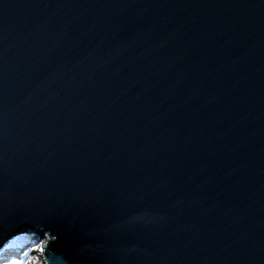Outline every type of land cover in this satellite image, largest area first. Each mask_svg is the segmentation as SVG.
<instances>
[{
  "label": "water",
  "instance_id": "95a60500",
  "mask_svg": "<svg viewBox=\"0 0 264 264\" xmlns=\"http://www.w3.org/2000/svg\"><path fill=\"white\" fill-rule=\"evenodd\" d=\"M40 264H264V0H0V251Z\"/></svg>",
  "mask_w": 264,
  "mask_h": 264
},
{
  "label": "trees",
  "instance_id": "16d2710c",
  "mask_svg": "<svg viewBox=\"0 0 264 264\" xmlns=\"http://www.w3.org/2000/svg\"><path fill=\"white\" fill-rule=\"evenodd\" d=\"M29 241L30 237L20 236L8 242L0 251V257H7L8 260L21 258L24 252H29L27 249ZM0 264H3L2 260H0Z\"/></svg>",
  "mask_w": 264,
  "mask_h": 264
},
{
  "label": "rangeland",
  "instance_id": "374dc122",
  "mask_svg": "<svg viewBox=\"0 0 264 264\" xmlns=\"http://www.w3.org/2000/svg\"><path fill=\"white\" fill-rule=\"evenodd\" d=\"M30 237L29 244L27 246L28 257L31 258V264H40V256L41 252L37 250V246H43L45 240L43 238L38 239V236L36 235H28Z\"/></svg>",
  "mask_w": 264,
  "mask_h": 264
},
{
  "label": "snow or ice",
  "instance_id": "6c2138e0",
  "mask_svg": "<svg viewBox=\"0 0 264 264\" xmlns=\"http://www.w3.org/2000/svg\"><path fill=\"white\" fill-rule=\"evenodd\" d=\"M37 250L43 252L44 248L41 246H37ZM0 260L3 261V264H31V258L28 257V252H24L23 256L18 259L8 260L7 257H0Z\"/></svg>",
  "mask_w": 264,
  "mask_h": 264
}]
</instances>
